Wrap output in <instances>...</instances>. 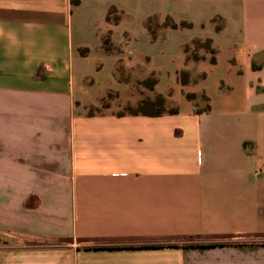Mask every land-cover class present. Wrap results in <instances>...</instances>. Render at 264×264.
Listing matches in <instances>:
<instances>
[{
    "label": "crops",
    "instance_id": "crops-1",
    "mask_svg": "<svg viewBox=\"0 0 264 264\" xmlns=\"http://www.w3.org/2000/svg\"><path fill=\"white\" fill-rule=\"evenodd\" d=\"M151 74L176 113L86 112ZM0 264H264V0H0Z\"/></svg>",
    "mask_w": 264,
    "mask_h": 264
},
{
    "label": "trees",
    "instance_id": "trees-1",
    "mask_svg": "<svg viewBox=\"0 0 264 264\" xmlns=\"http://www.w3.org/2000/svg\"><path fill=\"white\" fill-rule=\"evenodd\" d=\"M123 13L122 11L118 10L116 7L111 6L106 13V20L110 23H117ZM159 15L153 14L148 17H146L143 21V26L149 36V39L151 41H156L158 38H161L163 36V31L166 29H176V28H190L191 23L188 21H179L176 22L170 15L164 16L162 21H159ZM212 22L215 24V30H220L223 26L222 19L220 17H216L212 20ZM102 46L105 49V51H110L112 49V41L110 38V34L106 33L103 34L101 37ZM190 44H197L199 47L203 48L206 52H208L211 57L210 61H215V53L216 50L212 46V41L210 38H194L191 40L190 43L183 45V52L185 54V60H198L201 57H197L195 55L190 56L188 54L189 46ZM79 53L81 55H85L87 53V48H79ZM179 80L181 83H185L188 80V74L185 71H181L179 73ZM156 83V78L152 79V84L150 86V89H153L154 84ZM203 100L205 103L207 102V97L204 94H201ZM186 97L190 100H193L195 97V94L188 93L186 94ZM103 98L100 99V101ZM99 101V102H100ZM138 107L139 110L128 112V114H145V115H161L165 113H176L177 107L176 106H169V102L163 96L159 93H154V98L149 99L145 98L139 101ZM209 109V105L206 104L204 108H196L197 112L206 111ZM88 114H94V112H88Z\"/></svg>",
    "mask_w": 264,
    "mask_h": 264
},
{
    "label": "rangeland",
    "instance_id": "rangeland-1",
    "mask_svg": "<svg viewBox=\"0 0 264 264\" xmlns=\"http://www.w3.org/2000/svg\"><path fill=\"white\" fill-rule=\"evenodd\" d=\"M162 18H159V21H162ZM135 50H133L134 52ZM138 52V51H135ZM188 54L190 56H197L198 58L207 54L209 57L211 55L206 52L203 48L199 47L197 44H190ZM128 75V74H127ZM156 78L154 74L147 76L145 79H133L131 80V85L127 91V99L115 96L113 93H109L105 96L97 106L89 107L86 112H117V113H128L139 110L138 103L140 100L149 98H154L153 89H150L152 84V79ZM193 101L196 103L198 108L205 107V101L201 95H195ZM175 106L174 104H169V106Z\"/></svg>",
    "mask_w": 264,
    "mask_h": 264
}]
</instances>
